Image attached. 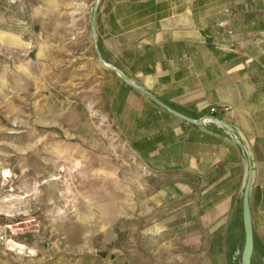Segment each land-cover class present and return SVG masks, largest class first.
<instances>
[{
  "label": "rangeland",
  "instance_id": "rangeland-1",
  "mask_svg": "<svg viewBox=\"0 0 264 264\" xmlns=\"http://www.w3.org/2000/svg\"><path fill=\"white\" fill-rule=\"evenodd\" d=\"M97 2L0 0V223L30 262L215 263L107 114Z\"/></svg>",
  "mask_w": 264,
  "mask_h": 264
},
{
  "label": "crops",
  "instance_id": "crops-1",
  "mask_svg": "<svg viewBox=\"0 0 264 264\" xmlns=\"http://www.w3.org/2000/svg\"><path fill=\"white\" fill-rule=\"evenodd\" d=\"M92 32L129 79L103 66L107 114L155 199L182 205L209 264H240L248 182L250 264H264V0H98ZM30 261L0 247V264H45Z\"/></svg>",
  "mask_w": 264,
  "mask_h": 264
},
{
  "label": "water",
  "instance_id": "water-1",
  "mask_svg": "<svg viewBox=\"0 0 264 264\" xmlns=\"http://www.w3.org/2000/svg\"><path fill=\"white\" fill-rule=\"evenodd\" d=\"M98 1V0H97ZM96 3L93 5L92 12L90 15V26H93L94 22V15H95V8H96ZM95 51L96 55L98 57V60L102 63V65L106 68H111L115 70L119 76L122 78V80L129 82V79L127 76L124 74V72L115 66L114 64L110 63H105L101 57H100V51L95 43ZM159 103L167 108L170 112L180 116L181 118H184L188 121L191 122H197V118L190 117L184 113H181L177 111L176 109L169 107L165 105L163 102ZM211 119H214L215 121L225 125L224 122L220 121L217 118H214L212 116H209ZM247 187H248V182L244 184L243 192H242V199H241V220H242V227H243V245L241 249V254H240V264H250V255H251V250H252V231H251V225H250V219H249V209H248V199H247Z\"/></svg>",
  "mask_w": 264,
  "mask_h": 264
},
{
  "label": "built area",
  "instance_id": "built-area-1",
  "mask_svg": "<svg viewBox=\"0 0 264 264\" xmlns=\"http://www.w3.org/2000/svg\"><path fill=\"white\" fill-rule=\"evenodd\" d=\"M218 25L226 27V21H218ZM227 32L231 30L227 27ZM202 119H211L209 116H203ZM0 247L14 255L30 256L35 254V248L25 239L20 238L15 232L6 229L5 223H0Z\"/></svg>",
  "mask_w": 264,
  "mask_h": 264
},
{
  "label": "bare ground",
  "instance_id": "bare-ground-1",
  "mask_svg": "<svg viewBox=\"0 0 264 264\" xmlns=\"http://www.w3.org/2000/svg\"><path fill=\"white\" fill-rule=\"evenodd\" d=\"M7 174H8V169L7 168H4L2 177L5 178V176H7Z\"/></svg>",
  "mask_w": 264,
  "mask_h": 264
},
{
  "label": "trees",
  "instance_id": "trees-1",
  "mask_svg": "<svg viewBox=\"0 0 264 264\" xmlns=\"http://www.w3.org/2000/svg\"><path fill=\"white\" fill-rule=\"evenodd\" d=\"M96 45H97L98 49L100 50L99 44H98V43H96Z\"/></svg>",
  "mask_w": 264,
  "mask_h": 264
}]
</instances>
